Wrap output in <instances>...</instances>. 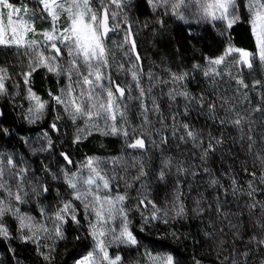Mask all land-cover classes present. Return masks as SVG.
I'll list each match as a JSON object with an SVG mask.
<instances>
[{
  "label": "trees",
  "instance_id": "trees-1",
  "mask_svg": "<svg viewBox=\"0 0 264 264\" xmlns=\"http://www.w3.org/2000/svg\"><path fill=\"white\" fill-rule=\"evenodd\" d=\"M10 3L28 6L49 20L45 18L46 13L41 14L36 0H10ZM179 14L184 19L172 12L171 4L154 11L147 0H130L124 8L127 22L121 24L123 30L110 33L106 41L110 48L114 46V41L122 43L125 32L130 28L135 51L129 57L125 56L131 48L130 43L116 49V62L108 70V75L120 87L129 90L126 96H139L131 73L118 70L121 63L130 68L138 54L140 60L136 63L142 71L140 87L145 89V104L152 108L154 100L159 107V112L148 113L150 123H145L140 114L139 101L126 99L127 138L93 130L91 135L83 133L85 138L74 143L77 129L86 127L85 119L73 121L64 105L54 99L66 90L69 84L67 74L57 75L38 68L26 86L22 73L28 71L29 57L24 54V49L0 46V67L7 69L4 81L6 91L0 94V163L4 166L5 179L9 181L13 193L17 191L16 180L19 178L12 179L10 173L19 168L27 169L23 184L24 191L28 193L25 197L27 202H13V207L19 208L21 214L32 217L33 224L46 228L47 218L55 212L56 205L72 201L80 222L76 224L67 216L62 224L63 239L57 238L55 231L51 238L41 231L39 240L33 242L22 239L18 230L19 221L11 214L7 215L4 222L12 238H0V264H73L91 249L94 243L88 225L94 214L86 213L81 202L73 200V194L63 178L64 172H76L89 157L109 161L101 163V168L109 176L124 177L113 181L110 187L112 192L127 194L129 229L138 244L126 246L117 243L114 249L122 258V264L147 252L170 253L179 264H196V261L199 264H231V261L225 260L229 256L237 257L241 264L264 262V246L253 242L249 248L251 237L264 239V231L260 227L264 224V185L255 182L264 168L261 161L249 153L248 141H241L238 128L231 124L221 125L219 119H211L213 115L225 118V109L235 108L236 112L246 117L244 131L247 132L249 127L253 129L256 141L254 153L264 154V111H255L257 108L264 109V64L257 61L249 69L236 66L230 58L225 64L217 66L221 75L215 79L204 75L209 70V58L220 56L229 43L255 51L247 12L243 11L241 20L227 32L225 24L220 21L200 19L201 13L193 0H185ZM63 59L67 60L66 51ZM174 75L184 76V79L173 83ZM237 79L244 80L248 87L238 85ZM256 81L261 83L256 84ZM28 87L42 102L47 101L43 114L38 118L29 112L30 108L34 109L35 101L28 98ZM177 92H187L195 100H185L183 96L172 99ZM78 93L79 89L74 95ZM201 97L204 98L203 107ZM213 103L216 110L210 113L208 105ZM173 116L177 124L187 123L201 133L200 140L205 148L209 134L215 138L222 137L223 144L216 146L215 151L202 161L200 154L203 148H196L191 141L179 139L184 135L183 129L173 134ZM99 125L103 130L104 121H99ZM132 129L137 131L133 133ZM136 138L144 139L143 149L127 146ZM48 139L52 147L42 151L48 147ZM165 140L166 143L162 142ZM61 153L67 154L72 163L68 164ZM10 157L16 165L15 169H10L7 164ZM114 157L123 158L121 164L115 166V172L110 162ZM168 161H171L170 166H166ZM141 164L145 175L137 181L134 177L139 175ZM177 167L187 171L178 174ZM205 168L209 171L205 172ZM161 171L165 172L163 179L160 178ZM253 172L256 178L251 175ZM213 179L219 180V184L213 185ZM250 181L257 189L254 197L247 195ZM33 185L40 186L41 195H32ZM43 187L49 191L44 193ZM177 191L180 194L178 201L175 200ZM6 196L4 192L0 199ZM141 200H145V204H141ZM147 201L152 203L147 204ZM254 202L256 207L251 208ZM153 204L160 210L157 213L159 218L155 220L151 219ZM180 204L184 213L178 216L176 212ZM115 222L116 219L113 220ZM24 234L31 235L27 228ZM37 243L41 245L39 251ZM41 252L50 253L51 261H45ZM245 252L249 253L247 257L242 255Z\"/></svg>",
  "mask_w": 264,
  "mask_h": 264
},
{
  "label": "snow or ice",
  "instance_id": "snow-or-ice-1",
  "mask_svg": "<svg viewBox=\"0 0 264 264\" xmlns=\"http://www.w3.org/2000/svg\"><path fill=\"white\" fill-rule=\"evenodd\" d=\"M197 4L200 11V19L210 22L220 21L225 24V31L232 29L235 24L241 20L243 11L246 10L248 17V24L251 29V34L255 42V51H248L237 48L229 43L224 52L212 59L209 58V70L205 71L206 77L215 79L216 76L221 75L217 71V66L225 64L230 58L234 61L236 66H245L251 69L257 61L264 64V0H193ZM40 6L41 14L46 13L45 18H50L51 27L38 32L35 26L30 23V19H25V15L31 14V10L26 6L14 7L10 0H0V46L15 47L17 49H24V54L29 57L28 71L22 73L24 84L28 86L32 73L38 68H45L50 73L57 75L67 74L69 84L66 90L60 96L54 97L58 104H63L65 111L69 113L73 121L77 119H85L86 127L78 128L74 143H78L82 138V134L87 132L91 135L93 130L103 131L105 135H123L125 138L129 136L127 125V105L124 104L126 99H135L139 101L141 108V116L144 117L145 123L148 121L149 112H159V107L156 106L155 101H152L153 107L149 108L145 104V89L140 87V77L142 71L139 69L138 62L139 55H136V62H133L130 68H125L121 63L118 66L119 71L130 72L132 81L135 82L139 89V96H126V90L120 87L116 81L112 80L108 75V70L115 65L116 49L124 48V45L131 44V48L125 52V56L129 57L130 53L135 51V42L131 40L130 28L125 32L124 41L122 43L113 42V47H108L106 44L109 34L121 29V24L127 22V16L123 15L124 8L130 3V0H36ZM148 5L155 11L159 7H168L171 4V10L177 14L180 19H184L183 15L179 14V8L185 3V0H147ZM7 10V23L4 22V11ZM23 14V15H22ZM123 15V19L121 16ZM62 16H66V27H60L59 21ZM41 36L42 40H37L35 36ZM50 46V47H49ZM67 53V60H64V53ZM238 57V58H237ZM63 61V62H58ZM7 78V69L0 67V94H3L5 89V79ZM184 76H173V83L181 81ZM107 81V85L105 84ZM236 83L242 87H248L244 80L237 79ZM256 81V84H260ZM115 86V87H114ZM79 89V93L76 90ZM149 92L151 89L148 90ZM51 95V93L49 94ZM176 96H183L185 100H195L190 97L187 92H177L172 95V99ZM28 98L35 101L34 109L30 108L29 112L39 117L43 114V110L47 101H41V98L28 87ZM203 97L200 98L201 107H203ZM226 103V101L224 102ZM123 106V107H122ZM186 105V110H187ZM208 110L214 113L216 105L209 104ZM225 118H218L211 116V119H219L221 125L231 124L238 128L241 133V141H248V151L255 156V159L261 161V167L264 168V154L254 153L255 139L253 129L248 128L244 131V125L247 122L246 117L235 111V108L225 109ZM255 111H264L262 108H257ZM235 118H232V117ZM173 134L175 135L180 129H183L184 135L179 136L181 141H191L196 148H203L200 154L202 161L206 160L210 152H214L216 146L223 144V138H215L209 134L207 147L203 146V141L200 140L201 133L187 123L177 124L176 117L173 116ZM104 121V129L102 130L99 121ZM34 122V120H30ZM111 122V123H109ZM167 127V125H164ZM55 129L56 125L53 124ZM7 131V130H5ZM137 130L132 129L135 133ZM47 138V134L45 133ZM200 140L199 143L197 141ZM166 143L167 141H162ZM132 149H143L145 141L143 138H136L133 143L127 145ZM52 147V142L48 139V147L41 149L47 151ZM64 160L71 164L72 161L67 154L61 153ZM121 157L111 158L110 162L113 165L112 171H116V165L121 164ZM109 161H101L97 158L89 157L85 164L76 172H64L63 178L67 187L73 194V200H78L83 205L85 212H92L95 215V222H89L91 229V236L94 242L92 251L87 255L76 260L75 264H120L121 257L109 256L108 248L112 243H122L129 246L137 245L138 241L132 231L129 230V221L123 202L127 199V194H116L113 196L110 185L117 179H124L116 175L109 176L107 172L101 168V163H108ZM10 169H15L12 158L7 161ZM171 161L167 162L166 166H170ZM4 166L0 163V195L4 192L7 196L0 199V238L4 240L11 239L9 228L4 222V217L11 214L19 221L18 230L24 241L36 242L39 240V232H48L47 228L37 226L32 223V217L20 213L19 208L13 207V202L26 203L25 197L28 195L24 191L23 184L26 182L27 169L19 168L14 173H10L12 179H16L17 191L12 192V187L9 181L5 179L3 170ZM84 169H87V176L83 175ZM187 169L177 167V173H184ZM205 172L209 170L204 169ZM247 171V169H245ZM196 173H193L195 175ZM145 175L143 165H140L139 175L134 177L135 180H140ZM251 175L256 178L253 172ZM165 177V172H160V178ZM56 178L55 176L53 177ZM256 183L264 185V171L256 178ZM213 185L219 184V180L213 179ZM235 185V179L232 180ZM131 187V185H127ZM249 191L247 195L254 197L256 188L253 181L249 182ZM44 193L48 192L47 187H43ZM235 194V189L233 190ZM32 195H41L39 185L32 186ZM180 199V194L177 191L175 200ZM145 204V200L140 201ZM147 201V204H151ZM146 206V205H145ZM153 214L151 219L155 220L159 217L157 213L160 211L153 204ZM251 208L256 207V203L250 205ZM43 214V209H41ZM184 208L180 204L176 215H183ZM69 216L71 221L79 224L76 210L73 207L72 201L65 202L62 207L55 213V235L59 239L64 238L62 231V224L65 223V217ZM119 217L122 220L120 224L119 234H115V229H107L105 226ZM52 219V217H48ZM147 222V218L145 220ZM261 231H264V224L260 225ZM28 229L31 235H25L24 230ZM143 230V229H141ZM109 237H111L109 239ZM79 239V237H77ZM253 242L257 246H264V239H258L253 236L249 240V248ZM41 245L37 243L39 251ZM12 251V249H9ZM45 261H51V254H44ZM149 264H179L172 254L158 253L153 255L151 252L146 253ZM244 257L249 255L248 252L242 254ZM225 260L231 261V264H241V261L235 256L225 257ZM199 264V261H196ZM264 264V262H262Z\"/></svg>",
  "mask_w": 264,
  "mask_h": 264
},
{
  "label": "rangeland",
  "instance_id": "rangeland-1",
  "mask_svg": "<svg viewBox=\"0 0 264 264\" xmlns=\"http://www.w3.org/2000/svg\"><path fill=\"white\" fill-rule=\"evenodd\" d=\"M13 6L14 7H21V6H25V5H23V4H13ZM27 8L28 9H30L31 10V14H30V16L29 15H25V19H30V23H32L34 26H35V28L37 29V31L38 32H40V31H43V30H45V29H50V27H51V20H50V18H49V20L47 21V20H45L44 18H43V16L42 15H39L38 13H37V11L36 10H34V9H31V8H29L28 6H27ZM23 15V14H22ZM4 22L5 23H7V10H5L4 11ZM59 26L62 28V27H66L67 26V24H66V16H62L61 18H60V21H59ZM31 38H35V39H37V40H42L43 38L41 37V36H39V35H37V36H35V37H31ZM83 175L86 177L87 176V169H84V171H83ZM111 188V187H110ZM111 192H112V190H111ZM112 194H113V196H115L116 194H119V193H117V192H112ZM57 207H56V209H55V212L51 215V217H52V219H48L47 218V220H48V222H47V224H46V228L48 229V232H47V234H48V236L51 238V236L53 235V233H54V231H55V228H56V222H55V219H54V217H55V213L59 210V208L60 207H62L63 206V204L60 206V205H56ZM122 207H124V209H125V212H126V200L123 202V205H122ZM94 214V213H93ZM127 214V213H126ZM67 217V216H66ZM53 220V221H52ZM91 222H95V215L92 217V220H90ZM89 221V222H90ZM122 223V220L119 218V217H117L116 218V222L115 223H113V221H110L105 227L107 228V229H115V234L116 235H118L119 234V231H120V224ZM88 227H89V225H88ZM28 230V229H27ZM88 230H89V232H91V229L90 228H88ZM130 230V229H129ZM90 236H91V234H90ZM111 237H109V239H110ZM91 239H92V236H91ZM48 240H50V239H48ZM93 240V239H92ZM94 243V242H93ZM117 243L118 242H116V243H112L110 246H109V248H108V253H109V256H111V257H115L116 255H119V253H117V252H115V247H116V245H117ZM122 244V243H121ZM124 245H126V246H129V245H127V244H124ZM94 246V245H93ZM93 246L91 247V249L88 251V252H90V251H92V248H93ZM88 252H86L85 254H83L82 256H80V257H78L77 258V260L78 259H80V258H82L83 256H85V255H87V253ZM156 254V253H155ZM155 254H153V255H155ZM120 256V255H119ZM121 260H122V258H121ZM76 262V261H75ZM75 262L73 263V264H75ZM120 264H122L121 262H120ZM124 264H149V261H148V258H147V255L146 254H144L142 257H140V258H133V259H129V261L128 262H125Z\"/></svg>",
  "mask_w": 264,
  "mask_h": 264
}]
</instances>
